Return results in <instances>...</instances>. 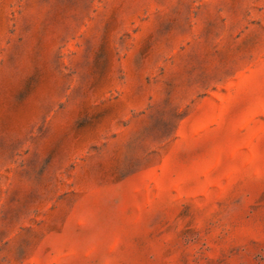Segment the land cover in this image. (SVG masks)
Here are the masks:
<instances>
[{
	"label": "rangeland",
	"instance_id": "374dc122",
	"mask_svg": "<svg viewBox=\"0 0 264 264\" xmlns=\"http://www.w3.org/2000/svg\"><path fill=\"white\" fill-rule=\"evenodd\" d=\"M0 264H264V0H0Z\"/></svg>",
	"mask_w": 264,
	"mask_h": 264
}]
</instances>
